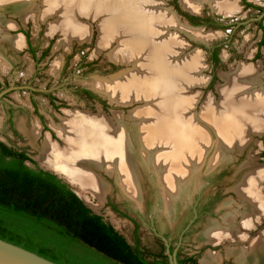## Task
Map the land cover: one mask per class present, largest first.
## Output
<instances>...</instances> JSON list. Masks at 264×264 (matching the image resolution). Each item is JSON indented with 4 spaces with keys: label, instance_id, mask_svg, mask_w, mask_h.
I'll return each mask as SVG.
<instances>
[{
    "label": "bare ground",
    "instance_id": "1",
    "mask_svg": "<svg viewBox=\"0 0 264 264\" xmlns=\"http://www.w3.org/2000/svg\"><path fill=\"white\" fill-rule=\"evenodd\" d=\"M8 1L0 0V7ZM202 1L183 0V3L199 11ZM209 1L214 10L225 15L233 14L238 7L235 1ZM71 3L70 16L62 26L73 34L90 33L78 17L96 18L99 12L113 11L114 15L108 18L104 14L99 44L118 41L113 59L133 65L120 77L95 80V89L116 102L122 100L127 104L135 99L145 100L146 104L144 109L130 112L128 120L117 113V125L102 113L69 119L59 132L65 146L61 148L49 140L45 143L46 163L72 183L100 197L105 196L109 186L101 174H113L123 192L137 203L144 192L139 172L142 164L161 187L168 216L175 217L184 206V199L197 186L198 173L218 171L225 161L233 163V154L229 152L245 150L250 145L251 132L264 131V88H258V74L252 67L242 66L222 89L221 101L209 99L201 112L194 113V99L188 94L195 82L192 75L197 76L202 64V50L197 49L189 59L182 57L187 44L171 30L176 28L204 42L213 35L181 23L174 10L163 6L162 0H71ZM95 7H100L99 11ZM131 87L136 93H129ZM233 168L230 190L237 197L224 202L226 212L222 220L209 221L200 240L248 241L249 247L232 253H237L241 264H257V256L264 252V230L261 236L247 239L239 227H252L254 220L264 216V166L248 158ZM205 260L207 264L216 261L210 256Z\"/></svg>",
    "mask_w": 264,
    "mask_h": 264
},
{
    "label": "rangeland",
    "instance_id": "2",
    "mask_svg": "<svg viewBox=\"0 0 264 264\" xmlns=\"http://www.w3.org/2000/svg\"><path fill=\"white\" fill-rule=\"evenodd\" d=\"M16 1L18 0H10L0 7V80L3 83L0 85V92L3 88L6 90L0 101V139L16 149L26 150L40 166L47 168L43 152L45 143L49 140L61 148L64 147L65 140L59 132L69 119L78 118L81 114L100 115L102 113L117 125V113H121L128 120L131 117L130 112L135 113L144 109L146 103L145 100L135 99L127 104L121 102L122 100L118 103L93 86L95 80H112L133 67L130 62L113 59L118 41L113 40L108 45L99 44L102 27L105 24L104 14L107 15L105 18H108L114 15L113 11L104 14L103 11L99 12L96 18L86 15L78 17L80 24L82 23L84 29L90 32L89 36H84L81 33L73 34L62 26L64 20L70 16L71 0H28L29 5L27 4L20 13L10 9V3ZM162 1L165 8L171 12L175 11L173 14L182 15L179 19L181 23H185L184 19H187L192 26L213 35L207 39L209 41L205 45L191 40L183 31L176 28L171 30L187 44L181 53L182 57L189 59L198 48L202 50V64L197 76L192 75L195 82H192L188 94L194 99V113L201 112L209 99H213L214 102L221 101L222 89L226 88L228 80L236 75L242 66L255 69L260 80L258 88H264V41L259 43L261 36H264V28L262 30L259 24L261 22L264 27V0H229L235 1L234 4L238 6L231 15L214 10L209 0L202 1L199 11L185 7L183 0ZM246 2L253 6H247ZM164 7L162 10L167 11ZM99 8L95 7L94 10L99 11ZM113 8L117 7L114 5ZM185 13L189 14L195 23L185 16ZM31 46L35 49L36 57L30 50ZM215 48H219L218 61L213 60ZM218 87H221L220 90ZM85 89L91 91L92 95L86 93ZM132 92L136 93L131 87L129 93ZM32 99L36 101L40 112L44 115L49 128L45 131L47 135L40 132L38 115L31 106ZM130 99L132 98L127 100ZM8 104L16 107L13 123L17 131L12 129L9 122L10 112L5 109ZM251 133L252 138L248 149L229 153L233 154L234 164H240L249 158L256 165L264 166V131ZM233 163L228 164L225 161L218 171L212 173L201 171L197 175L199 176L198 180L196 179L197 186L207 195L216 196L212 209L213 207L218 209L230 197L235 199L237 197L230 190L233 185L230 180L234 172ZM140 167L141 165H139L141 176L144 175L145 181H148L149 176L142 174L143 170ZM62 177L70 183L71 188L80 192L81 196L92 205L90 206L94 211L100 213L118 231L133 240L131 222L120 217L111 208V201L120 202L124 199L117 188L115 177L107 176L111 188L108 186L105 198L94 194L90 189L80 188L64 175ZM262 192L264 193V185ZM147 194L152 198L153 188L148 189ZM186 200L187 198L184 199L185 202ZM220 208L217 214L201 218L196 228L187 235L183 255L197 253L202 264H207L205 259L210 256L216 259L215 264H221L223 259L230 260L233 250L240 252L242 248H245L240 244H235L238 245L235 248H233L234 244L229 243L212 248L208 244H201L200 233L209 221H221V216L226 212L223 206ZM254 221L252 227H254ZM237 222L241 221L237 219ZM242 227H239L240 233L249 239L247 234L243 233L245 230H241ZM140 235L144 249L150 253L160 250V244L154 243L152 234L146 226H142ZM232 254L237 255V253Z\"/></svg>",
    "mask_w": 264,
    "mask_h": 264
},
{
    "label": "trees",
    "instance_id": "3",
    "mask_svg": "<svg viewBox=\"0 0 264 264\" xmlns=\"http://www.w3.org/2000/svg\"><path fill=\"white\" fill-rule=\"evenodd\" d=\"M0 238L58 264H151L68 183L1 140Z\"/></svg>",
    "mask_w": 264,
    "mask_h": 264
},
{
    "label": "flooded vegetation",
    "instance_id": "4",
    "mask_svg": "<svg viewBox=\"0 0 264 264\" xmlns=\"http://www.w3.org/2000/svg\"><path fill=\"white\" fill-rule=\"evenodd\" d=\"M185 16H188L189 19L193 23H195V20L192 17H190L189 14L185 13ZM259 24L261 25V29L263 30L264 27L262 23L260 22ZM262 40H264L263 35L261 36V39L259 40L260 44L262 43ZM30 50L32 51V53H34V56L36 57L34 47L31 46ZM1 84L3 83L0 80V85ZM3 89L1 90V92L4 91ZM85 91L86 93L91 92L87 89H85ZM88 94L91 96L90 93ZM2 99H3V95L0 98V101ZM31 103H32L31 106L33 107V111L38 115L37 118L41 126L40 132L45 133V131L48 130L49 128L45 122L44 115L40 112L38 108V104L36 103L34 99L31 100ZM5 109L10 112L9 122L11 123L12 129L14 131H17L16 130L17 128L14 126V123H13V116H14L16 107L13 104H8L7 106H5ZM16 150L24 151L30 158L34 159L27 153L26 150L24 149H16ZM36 163H37V166H39L37 161ZM150 188H153L154 190V196L152 198H150L147 194V190ZM143 189H144V192H143V196H142L141 204L139 208H135L133 203L126 199H122L120 202L111 201L110 203L113 212H115L120 217L124 218L125 220L131 222V224L133 225V240H130L125 234L118 231L117 228H115L112 223L110 222L109 223L119 232V234L124 238L125 242L131 246V249L133 250V252L135 253H138V251L141 252L145 260L151 264H170V256L174 253L175 249H177V259H178L179 264H202L197 253H185L183 255L184 243H185V239L187 235L190 234L196 228V224L201 220V218L209 217L211 215L213 216L214 213L217 214L218 211L221 210L220 207H222L223 205L222 206L220 205L218 209H214V207L212 209V205L214 204L216 196H209L207 195L206 192L202 191L200 187H198L199 192L195 191V193H193L191 198L190 197L187 198L180 212L175 217H169L167 212L162 213L160 211L161 207L159 204L156 189L151 186L150 182L144 181ZM220 219L222 220V216ZM237 219L238 221L241 220L240 217H238ZM142 226H146L150 230L152 234V238L154 239V243L160 244V250L158 252L150 253L149 251L143 248V245H142L143 242H142L141 235H140ZM187 226L189 227L187 228ZM242 228L241 230H245L244 233L247 234L249 239L261 236L264 230V216L260 217V219L254 223V227L250 229L248 228L242 229ZM228 243L234 244L233 248L238 246L235 244H240L241 246L243 245L245 247H249L248 241L244 243L240 241L239 242L233 241V240L232 241L225 240V241H220L217 243H213L210 241H201V244H206V245L208 244L209 247L211 248L215 246H221V244H228ZM202 248H204V246H202ZM257 258H258L257 264L259 263L264 264V252L260 253L257 256ZM229 261L231 262L230 264H241L237 260L236 256L232 253L230 254V260L223 259L221 264H229ZM248 264H251V262ZM252 264L254 263L252 262Z\"/></svg>",
    "mask_w": 264,
    "mask_h": 264
},
{
    "label": "water",
    "instance_id": "5",
    "mask_svg": "<svg viewBox=\"0 0 264 264\" xmlns=\"http://www.w3.org/2000/svg\"><path fill=\"white\" fill-rule=\"evenodd\" d=\"M12 3V4H11ZM10 3V6L11 8L10 9H13V10H16L17 13H20V12H23L21 10H23L24 7L27 6L28 4V1L27 0H18L16 2H11ZM18 5V6H17ZM25 5V6H24ZM177 14V13H175ZM178 18L182 17V15H178ZM185 20V24L189 25V27H195V26H192L189 21L187 19H184ZM25 37V36H24ZM193 41H197L199 43H203V44H208V42H204L202 40H195L193 38H191ZM199 49V48H198ZM6 92V90H4L3 92L0 93V98L2 97V95ZM1 140V139H0ZM46 159V158H45ZM40 166V165H39ZM47 168L45 167H42L40 166L41 168L45 169V170H48L54 174H56L59 178H61L63 181H65L66 183H68L70 185V183L68 181H66L61 173L59 171H57L55 168L51 167L50 165L47 164ZM141 169L143 170L142 171V174L145 173L148 177V182H150L151 186L154 187L156 189V192H157V196H158V200H159V204H160V211L162 213H165L166 212V204H165V201H164V194L162 193V189L161 187L152 180V176H151V173L148 172V170L142 166L141 164ZM104 179L107 181V176L108 177H115V176H112V175H108V174H105V173H102L101 174ZM143 177V181H145L144 179V175L142 176ZM116 179V177H115ZM108 182V181H107ZM116 182V185H117V188L120 190V193L121 195L123 196L124 199L130 201L133 203L134 207L135 208H139L140 207V203H137L135 202L132 198H130L129 196H127L123 190H122V186L118 183L117 179L115 180ZM109 184V187L111 188V184L110 182H108ZM71 187V185H70ZM143 187H144V182H143ZM109 188V190H110ZM73 189V188H72ZM74 190V189H73ZM78 196L84 201V203L93 210V208L91 207L92 205L86 201V199L81 196V194L79 192H77L76 190H74ZM195 191L199 192V189L196 187L192 192H191V195H190V198L191 196L193 195V193H195ZM108 193V191H107ZM107 193H105V196L102 197V198H105ZM91 205V206H90ZM94 211V210H93ZM96 212V211H94ZM98 213V212H96ZM100 214V213H98ZM190 226V225H189ZM187 226V228L189 227ZM115 227V226H114ZM116 228V227H115ZM186 228V229H187ZM0 264H58L56 262H53L47 258H44L30 250H27L21 246H18L16 244H13L11 242H8L2 238H0ZM170 264H179L178 263V259H177V249H175L174 253L170 256Z\"/></svg>",
    "mask_w": 264,
    "mask_h": 264
}]
</instances>
